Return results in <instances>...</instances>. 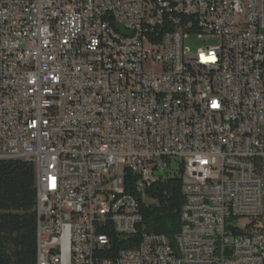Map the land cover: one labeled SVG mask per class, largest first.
I'll return each mask as SVG.
<instances>
[{
    "label": "built area",
    "instance_id": "2783aa9c",
    "mask_svg": "<svg viewBox=\"0 0 264 264\" xmlns=\"http://www.w3.org/2000/svg\"><path fill=\"white\" fill-rule=\"evenodd\" d=\"M0 160L34 163L37 264H264V0H0ZM173 172L178 234L129 247Z\"/></svg>",
    "mask_w": 264,
    "mask_h": 264
},
{
    "label": "trees",
    "instance_id": "16d2710c",
    "mask_svg": "<svg viewBox=\"0 0 264 264\" xmlns=\"http://www.w3.org/2000/svg\"><path fill=\"white\" fill-rule=\"evenodd\" d=\"M182 176V172L166 174L145 189L144 197L138 193L142 231L129 238V247L139 245L143 234L164 235L174 240L185 203ZM133 181L134 177L128 173L127 184ZM35 202L34 163L0 160V264H37ZM111 235L113 252L128 247L118 236Z\"/></svg>",
    "mask_w": 264,
    "mask_h": 264
},
{
    "label": "bare ground",
    "instance_id": "6f19581e",
    "mask_svg": "<svg viewBox=\"0 0 264 264\" xmlns=\"http://www.w3.org/2000/svg\"><path fill=\"white\" fill-rule=\"evenodd\" d=\"M146 47H154V40H146ZM33 158V150H18V159ZM130 171V164L120 165V175H127ZM159 176H150V183H154ZM237 182H249L253 181L252 172H237ZM140 243H147V235H143Z\"/></svg>",
    "mask_w": 264,
    "mask_h": 264
},
{
    "label": "rangeland",
    "instance_id": "374dc122",
    "mask_svg": "<svg viewBox=\"0 0 264 264\" xmlns=\"http://www.w3.org/2000/svg\"><path fill=\"white\" fill-rule=\"evenodd\" d=\"M186 48L190 49L192 52H196L197 50L203 47L202 41L198 40L195 37H190L185 40ZM249 222L248 220L244 221V225H247Z\"/></svg>",
    "mask_w": 264,
    "mask_h": 264
}]
</instances>
